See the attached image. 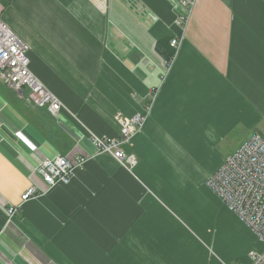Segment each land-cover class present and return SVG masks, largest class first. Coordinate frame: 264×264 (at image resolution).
I'll use <instances>...</instances> for the list:
<instances>
[{
  "label": "crops",
  "instance_id": "crops-1",
  "mask_svg": "<svg viewBox=\"0 0 264 264\" xmlns=\"http://www.w3.org/2000/svg\"><path fill=\"white\" fill-rule=\"evenodd\" d=\"M174 1L0 0L63 103L52 117L0 80V264H228V236L255 245L206 180L264 137V0H192L185 19ZM138 112L132 167L96 152ZM73 153L68 183L21 202L39 162Z\"/></svg>",
  "mask_w": 264,
  "mask_h": 264
},
{
  "label": "built area",
  "instance_id": "built-area-1",
  "mask_svg": "<svg viewBox=\"0 0 264 264\" xmlns=\"http://www.w3.org/2000/svg\"><path fill=\"white\" fill-rule=\"evenodd\" d=\"M192 0L177 1L185 19ZM178 23H180L178 21ZM179 43L172 38L174 49ZM28 45L0 20V80L21 95L26 91L30 104L46 109L50 116L57 117L63 103L31 71ZM147 114L138 112L131 116L117 115L119 131L116 136L92 134L91 141L98 153H108L119 162L133 159L127 156L122 145L129 143L142 126ZM88 156L73 153L45 158L35 168V173L44 185H30L22 194L21 202L47 192L59 183H68L74 171L83 167ZM207 186L223 204L234 213L264 244V137L254 132L236 150L224 157L220 166L206 180ZM18 206L6 209L7 220L17 213ZM247 264H264V249L250 251ZM245 264V263H236Z\"/></svg>",
  "mask_w": 264,
  "mask_h": 264
},
{
  "label": "rangeland",
  "instance_id": "rangeland-1",
  "mask_svg": "<svg viewBox=\"0 0 264 264\" xmlns=\"http://www.w3.org/2000/svg\"><path fill=\"white\" fill-rule=\"evenodd\" d=\"M177 1L180 2V0H177ZM127 2H129L130 5L133 4V0H127ZM141 5H143V3H141ZM185 7L188 8L189 5H186ZM176 23L178 25V21H176ZM120 163L123 166L132 167V165H131L132 163L129 162V161H124L123 163L122 162H120ZM84 165H83V167H84ZM254 235H255V233H254ZM228 237L226 239V243H228L230 251L227 252V253L231 255V257L229 259H227V261H228L227 263L228 264H236V263H245V264H247L250 261V258H249V252L250 251L261 252L264 249V244L259 240V238L256 235H255V239L256 240H253V243H255V245L253 247L251 245L250 248L246 244H243L240 241H237L236 244H234L232 241H230L228 239ZM218 253L219 254H216V257H217V255L219 257H222L223 259H224V257H226V255L223 256L220 252H218ZM215 259H217V258H215Z\"/></svg>",
  "mask_w": 264,
  "mask_h": 264
},
{
  "label": "bare ground",
  "instance_id": "bare-ground-1",
  "mask_svg": "<svg viewBox=\"0 0 264 264\" xmlns=\"http://www.w3.org/2000/svg\"><path fill=\"white\" fill-rule=\"evenodd\" d=\"M175 2V1H174ZM173 6H176V2H175V4L173 5ZM178 8H180L179 6H177Z\"/></svg>",
  "mask_w": 264,
  "mask_h": 264
}]
</instances>
